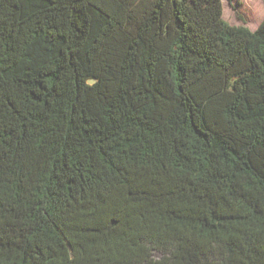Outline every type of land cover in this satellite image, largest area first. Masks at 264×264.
Wrapping results in <instances>:
<instances>
[{
	"label": "trees",
	"instance_id": "16d2710c",
	"mask_svg": "<svg viewBox=\"0 0 264 264\" xmlns=\"http://www.w3.org/2000/svg\"><path fill=\"white\" fill-rule=\"evenodd\" d=\"M0 264H264V17L0 0Z\"/></svg>",
	"mask_w": 264,
	"mask_h": 264
},
{
	"label": "crops",
	"instance_id": "0c3cea01",
	"mask_svg": "<svg viewBox=\"0 0 264 264\" xmlns=\"http://www.w3.org/2000/svg\"><path fill=\"white\" fill-rule=\"evenodd\" d=\"M239 1L241 4L240 8L242 9V11L246 9L249 5H251L252 11H247L249 18H246L244 14L243 20L241 18H235V20L229 22L236 25L245 24L250 29H254L264 17V0H239Z\"/></svg>",
	"mask_w": 264,
	"mask_h": 264
},
{
	"label": "rangeland",
	"instance_id": "374dc122",
	"mask_svg": "<svg viewBox=\"0 0 264 264\" xmlns=\"http://www.w3.org/2000/svg\"><path fill=\"white\" fill-rule=\"evenodd\" d=\"M240 7L241 4L238 6L235 1H232L231 4L228 2V0H223V14L225 19L228 21H233L235 18H240V16L243 18L244 14L246 18H249L247 12L244 11L245 9L242 11Z\"/></svg>",
	"mask_w": 264,
	"mask_h": 264
},
{
	"label": "snow or ice",
	"instance_id": "6c2138e0",
	"mask_svg": "<svg viewBox=\"0 0 264 264\" xmlns=\"http://www.w3.org/2000/svg\"><path fill=\"white\" fill-rule=\"evenodd\" d=\"M245 11L247 12V11H252V9H251V5H249L246 9H245Z\"/></svg>",
	"mask_w": 264,
	"mask_h": 264
},
{
	"label": "water",
	"instance_id": "95a60500",
	"mask_svg": "<svg viewBox=\"0 0 264 264\" xmlns=\"http://www.w3.org/2000/svg\"><path fill=\"white\" fill-rule=\"evenodd\" d=\"M94 80L93 79H89L88 80V83H92Z\"/></svg>",
	"mask_w": 264,
	"mask_h": 264
}]
</instances>
